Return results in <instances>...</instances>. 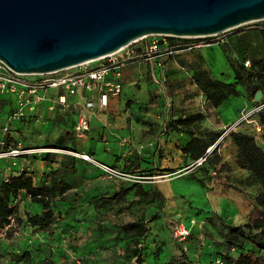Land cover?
I'll list each match as a JSON object with an SVG mask.
<instances>
[{
  "label": "rangeland",
  "instance_id": "1",
  "mask_svg": "<svg viewBox=\"0 0 264 264\" xmlns=\"http://www.w3.org/2000/svg\"><path fill=\"white\" fill-rule=\"evenodd\" d=\"M263 25L264 19L213 36L186 38L189 42L185 47L192 48L159 58L156 84L141 62L125 64L123 71L129 67L134 77L123 82L121 92L111 95L120 96L124 103H107L99 110L105 118L94 125L93 108H86L82 99L77 104L69 99L65 111L37 104L22 118L10 122L9 103L0 96V148L25 151L0 159V179L23 171L31 175L35 187H40L48 183L50 171L59 165L61 155L71 156V167L63 172L70 190L53 200L55 221L51 227L39 231L28 226L26 215L34 214L38 207L23 193L13 200L21 224L16 226L10 221L0 230V264H6L8 251L24 250L30 253L31 264H135L130 252L134 247L140 250L141 264H177L182 254L193 263H218L228 251L216 228L218 218L232 226L258 218L256 197L260 189L253 177L237 165L236 147L230 136L206 162L195 164L181 151L189 136L164 133L163 123L201 112L204 118L192 129L196 136L207 137L221 133L242 110L255 105L254 97L239 86L240 96H231L213 107L192 75L194 69L204 68L212 77L232 80L221 45L239 32ZM249 40L258 52L262 50L264 41L259 36L251 34ZM77 116L86 117L88 128L81 138L74 136V151H45L44 143L55 139ZM236 131L253 134L264 145L252 123H243ZM45 152L53 156L46 158ZM127 222H142L148 228L137 244L128 233L118 230ZM179 227L188 232L183 239L176 237ZM228 255L235 257L236 252L231 250Z\"/></svg>",
  "mask_w": 264,
  "mask_h": 264
},
{
  "label": "water",
  "instance_id": "2",
  "mask_svg": "<svg viewBox=\"0 0 264 264\" xmlns=\"http://www.w3.org/2000/svg\"><path fill=\"white\" fill-rule=\"evenodd\" d=\"M263 19L264 0H0V61L45 74L151 35L206 37Z\"/></svg>",
  "mask_w": 264,
  "mask_h": 264
},
{
  "label": "trees",
  "instance_id": "3",
  "mask_svg": "<svg viewBox=\"0 0 264 264\" xmlns=\"http://www.w3.org/2000/svg\"><path fill=\"white\" fill-rule=\"evenodd\" d=\"M251 34L259 36L264 41V25L260 29L239 32L221 45L232 71V80L226 82L212 77L204 68H196L193 70L192 77L194 83L203 92L206 100L213 107L219 106L231 96H240L241 91L239 86L248 95L253 97L260 90L262 97L255 104L264 101V45L262 46V50L258 52L254 43L249 40ZM165 38H167L168 44L175 51L186 50L185 44L189 42L188 39L181 37L165 36ZM137 51L139 50L137 49ZM246 61L249 62L248 65H245ZM203 118V113L195 112L178 116L163 123L164 133L174 131L185 133L189 136V139L181 147V151L193 160V162L205 154L206 149L214 143L220 134L209 133L210 135L207 137L196 136L192 126ZM257 119L264 126V110L257 115ZM229 136L236 147L237 165L253 177L260 189L256 197L259 215L258 218L242 226L227 225L218 218V226L216 228L223 245L228 251L221 255V260L216 264H264V145H260L253 134L232 131ZM260 137L264 144V129ZM73 144L74 134L70 126L62 129L55 139H49L44 143L47 148H59L69 151H74ZM9 149L12 148L1 147L0 151H7ZM215 152L216 149L211 154ZM16 156H19V154ZM52 156L53 153L51 152L44 153V157L46 158ZM209 157L210 155L206 158V161ZM70 159V155H61L59 165L50 171L51 176L49 177L48 183L40 187H35L32 184L31 175L23 171L6 179H0V230L9 226L10 221L16 226L21 224V220L17 216V208L12 204L19 193H23L31 204L38 207L34 214L26 215L25 221L27 225L39 231H45L52 226L55 221L53 200L56 197L57 199H61L70 190V185L63 179L64 170L68 166L71 167L69 165ZM193 178L196 179L195 177ZM198 183H200L199 180ZM118 230L120 233H128L135 239L136 244L138 240L141 241L145 234L148 233V228L142 222H127L118 226ZM231 250L236 252L235 257L228 255V252ZM139 251V248L136 247L130 250L135 264L142 263ZM5 259L6 264H31L32 261L30 253L26 250L22 252L8 251ZM177 264L197 263L191 262L182 254Z\"/></svg>",
  "mask_w": 264,
  "mask_h": 264
},
{
  "label": "built area",
  "instance_id": "4",
  "mask_svg": "<svg viewBox=\"0 0 264 264\" xmlns=\"http://www.w3.org/2000/svg\"><path fill=\"white\" fill-rule=\"evenodd\" d=\"M141 50L135 51L131 42L115 52L109 53L96 60H101L96 66L82 68L76 72L60 73L50 72L45 74H21L12 71L3 62L0 61V94L11 95L14 101L12 110L7 115L8 121H15L23 117L27 111H31L36 104L47 98V91L57 89L52 103L47 108L53 110L56 106H66V95H74L77 92H90L96 85L103 86L105 92L99 93L97 97V106L103 108L107 105L108 96L117 95L120 92V83L118 77L121 68L125 64L136 60H153L156 57L172 55L175 50L168 44L164 35H151L148 37ZM189 45L187 49L192 48ZM249 62L246 61L245 65ZM110 74L111 78L104 80L105 75ZM158 80V79H157ZM159 81V80H158ZM84 106L92 108L93 102L85 100ZM264 110V101L256 103L248 109L242 110L237 118L224 126L222 132L205 151V154L195 161V164L203 163L206 158L217 149L226 137L232 131H236L243 123H252L256 134L263 132L264 126L259 123L257 115ZM88 128V120L85 116H77L72 125V131L76 138H81ZM51 150L45 148V151ZM25 152L18 148H12L7 151H0L1 157H13ZM86 159V155H82ZM187 231L179 227L176 237L183 239L187 235Z\"/></svg>",
  "mask_w": 264,
  "mask_h": 264
},
{
  "label": "crops",
  "instance_id": "5",
  "mask_svg": "<svg viewBox=\"0 0 264 264\" xmlns=\"http://www.w3.org/2000/svg\"><path fill=\"white\" fill-rule=\"evenodd\" d=\"M145 43V40H143L142 42L139 43V45L137 44H133V48L135 51L138 50H141V47L144 45ZM137 62H141L143 64V67L145 68V72L148 71L149 73V76L152 77V79L154 80V84H156L158 82V70H159V66H158V62H159V57H156L154 58L153 60H136V61H132L130 62L129 64L132 65L134 63H137ZM98 63L94 64V65H89L88 67H93V66H96ZM128 64V65H129ZM88 67H84V68H88ZM82 69V68H80ZM80 69H77L76 71L80 70ZM132 70V69H131ZM130 68L128 67L127 70L123 71V68L122 70L120 71V75L118 77V81L120 83V92L121 90L123 89L122 87H124L123 85V82H125L128 78L130 77H134V75H132ZM76 71H72V72H76ZM133 71H135V69L133 68ZM105 79L104 80H108L111 78V75L110 74H107L105 75L104 77ZM59 92V90L57 89H51L49 91H47L46 95H47V98L44 100V101H41L39 102L38 104L39 105H46V108L47 106L52 103L53 99H54V96H55V93ZM101 92H105V88L103 86H98L96 85L90 92H77L76 94L74 95H66V106L64 107H59V106H56L53 110L55 109H62L63 111H65L67 105H68V101L69 99H71V104H77L79 103L80 100L78 99H82V101L84 100H91L93 102V113L91 114V118H92V122L91 125H94V123H99V121L103 120L105 117H103V115H101L99 112V110L101 108H99L97 106V97L99 95V93ZM0 96L4 99H7L8 103H9V107H8V113L12 110L13 106H14V101H13V98L11 97V95H8V94H0ZM49 97H52L51 99ZM123 98H120V96H114V97H111V96H108V100H107V103L108 105H114L116 101H118V105H122L124 103V100H122ZM37 105V104H36ZM35 105V106H36ZM29 112V111H27ZM26 112V114H27ZM67 117V116H66ZM63 121V120H62ZM64 122V121H63ZM74 122L71 121V119L69 120V124H70V128L72 129V125H73ZM231 140V139H230ZM74 145V144H73ZM63 155V154H62Z\"/></svg>",
  "mask_w": 264,
  "mask_h": 264
},
{
  "label": "bare ground",
  "instance_id": "6",
  "mask_svg": "<svg viewBox=\"0 0 264 264\" xmlns=\"http://www.w3.org/2000/svg\"><path fill=\"white\" fill-rule=\"evenodd\" d=\"M92 61L94 62V61H96V59H94V60H90V61H88V62H92ZM88 62H85V63H88Z\"/></svg>",
  "mask_w": 264,
  "mask_h": 264
}]
</instances>
